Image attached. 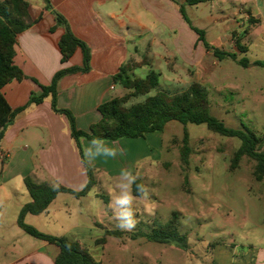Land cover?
Returning <instances> with one entry per match:
<instances>
[{
  "label": "crops",
  "instance_id": "obj_1",
  "mask_svg": "<svg viewBox=\"0 0 264 264\" xmlns=\"http://www.w3.org/2000/svg\"><path fill=\"white\" fill-rule=\"evenodd\" d=\"M28 2L32 24L17 35L14 58L24 78L11 81L2 92L15 110L27 105L31 97L40 96L41 87L49 86L61 69L82 66L80 48L66 63L61 62L59 40L65 29L57 26L55 13H58L73 35L90 50L89 71L67 74L57 85V108L68 110L77 130L83 132H89L91 126L101 120L99 106L114 98L111 92L120 85L114 76L123 67L128 66L129 72L136 68H149V72L157 69L159 92L170 94L176 87L199 84L197 80L189 83V67L205 70L207 58L214 59L213 68L218 60L231 59L239 64L246 58L249 65L264 60V57L255 60L248 57L255 50L264 55V0H215L195 6L186 5V0H49V6L44 0H36L35 5L31 0ZM182 5L187 17L189 7L203 6L210 8L212 13L205 18L204 26H196L184 19ZM194 28L204 32L209 49L199 40ZM214 50L231 57L222 54L216 57ZM140 96L149 97L150 93ZM162 132L117 141L91 142L81 137L79 144L94 174L104 171L115 178L122 174L118 172L119 161L134 164L140 159L138 151L134 154L138 140L152 138L153 143H157L160 135L156 134ZM104 149H112L115 156L105 154ZM134 170L133 167L123 168L130 174L133 171L132 175ZM27 177L36 183L61 185L74 191H81L87 184L86 167L71 135L69 119L53 111L51 96L40 103L29 104L5 128L0 150V264H54L60 251L57 245L34 238L18 226L22 207L31 202L25 185ZM119 184L115 188L117 191ZM97 185L95 177L94 186L81 197L59 193L47 210L38 215H26L25 223L44 234L67 237L87 250L89 245L82 244L86 239L102 249L110 238L125 240L130 231L106 226L101 218L90 213L88 199ZM107 231L119 232L121 236L107 235ZM93 234H103L105 243L97 244L102 237L93 238ZM136 234L133 232L132 238ZM211 253L212 261L220 264H257L255 252L245 254L235 263L229 262L230 252L221 246Z\"/></svg>",
  "mask_w": 264,
  "mask_h": 264
},
{
  "label": "rangeland",
  "instance_id": "obj_2",
  "mask_svg": "<svg viewBox=\"0 0 264 264\" xmlns=\"http://www.w3.org/2000/svg\"><path fill=\"white\" fill-rule=\"evenodd\" d=\"M31 2L35 5L36 0ZM187 11L188 19L196 26H204L205 18L212 13L203 6L189 7ZM248 57L255 60L264 55L255 50ZM213 61L205 60V70L189 67V83L198 81L210 100L211 114L225 127L247 126L263 138L260 150L264 151V68L252 63L242 67L231 59L218 60L213 68ZM148 72L149 68H136L128 74L135 79L145 78ZM188 88L187 84L176 87L170 95L181 94ZM159 90L157 87L150 96ZM128 92L117 85L111 96ZM146 98L130 99L127 107ZM185 133L190 149L187 165L181 157ZM156 135H160L157 143L152 138L138 140L134 154L138 151L141 157L134 164L119 161L118 172L133 167L135 173L132 175V171L131 175L146 187L145 195L135 197L129 206L137 221L135 228L125 240L110 238L104 249L94 242L88 243V239L82 244L89 245L90 253L104 264H220L212 261L211 251L217 246L230 252V263L255 252L257 264H264V180L254 178L255 161L247 156L231 169L241 140L215 133L205 124L184 125L177 121L167 123L162 134ZM94 177L98 185L88 199L90 213L101 218L106 226L121 230L117 227L120 206L115 203L120 189L115 188L126 182L123 175L111 178L104 171H97ZM173 214L178 215V232L187 237L188 250L147 238L165 226ZM133 232L141 234L132 238ZM102 236L93 234V238Z\"/></svg>",
  "mask_w": 264,
  "mask_h": 264
},
{
  "label": "trees",
  "instance_id": "obj_3",
  "mask_svg": "<svg viewBox=\"0 0 264 264\" xmlns=\"http://www.w3.org/2000/svg\"><path fill=\"white\" fill-rule=\"evenodd\" d=\"M49 6V0H44ZM175 1V0H174ZM215 0H186V5L195 6L202 3ZM184 19L189 22L185 6L180 7ZM57 26H62L65 32L59 40L61 51V62L66 63L77 49L83 53L82 66L63 68L58 71L52 79L49 86H42L40 96L31 97L30 101L24 107L13 110L8 104L3 88L13 80L21 81L24 74L15 64V45L16 37L19 33L25 31L32 24L30 15V4L28 0H4L0 2V150L1 142L4 137L5 128L12 123L16 116L22 112L29 104L40 103L47 96H51V106L53 111L67 116L70 123L71 135L77 142L80 156L85 164L87 171V184L81 191H74L64 186H52L46 182L36 183L31 178L25 179L26 188L31 196V202L25 204L18 217V226L28 235L57 245L60 249L55 258L54 264H100L82 247L78 242L72 241L67 237H56L44 234L34 227L25 223L24 218L28 214L38 215L47 210L48 206L61 193H71L76 197L86 195L95 184L93 170L85 162L81 150L79 139L86 138L88 141H117L122 138L145 137L146 134L153 132H162L171 121H177L181 124H205L207 127L221 135L237 137L241 140V146L235 152L231 163V169H235L243 156H247L255 161L253 171L254 178L257 181L264 180V151L260 150L262 139L255 131L247 126L241 129H231L225 127L223 122L211 114V103L206 91L197 83L192 84L188 90L181 94L170 95L164 92H158L153 96L146 98L144 102L136 103L127 107L126 104L132 97L147 95L159 85V73L150 71L145 78H131L129 76L130 68L123 67L120 72L114 76V80L129 92L122 97H114L108 102L99 106L101 120L92 125L89 132L77 130L74 124V118L68 110L57 108V85L59 80L71 73H86L90 69V50L88 46L76 38L70 31L66 20L58 13H55ZM199 35V40L209 49L205 41L204 32L194 28ZM239 49L245 52L241 47ZM221 52L214 50L216 57H221ZM229 56V54H222ZM249 60L243 58L239 64L243 67L249 65ZM254 65L264 68L263 61H255ZM188 135L184 134V145L181 148L182 162L187 165L190 155V149L187 146ZM137 186L145 189L143 182L136 178L132 185L135 196H143L137 191ZM178 215L173 214L169 222L147 235L150 241L160 244L174 243L178 247L187 249V237L181 236L178 232ZM107 235L120 237L121 233L107 231ZM141 233H137L140 236ZM97 244H104L105 237L96 241Z\"/></svg>",
  "mask_w": 264,
  "mask_h": 264
},
{
  "label": "clouds",
  "instance_id": "obj_4",
  "mask_svg": "<svg viewBox=\"0 0 264 264\" xmlns=\"http://www.w3.org/2000/svg\"><path fill=\"white\" fill-rule=\"evenodd\" d=\"M104 152L109 156H115V152L112 149H104ZM122 175L126 182L118 185L120 192L115 198V203L120 206V211L118 213L120 223L117 227L124 231H131L135 228L137 223L133 216V211L129 207L132 205L134 199H136L132 192V185L136 177L132 176L128 172H124L123 170ZM137 191L143 195L146 190L142 186H137Z\"/></svg>",
  "mask_w": 264,
  "mask_h": 264
}]
</instances>
